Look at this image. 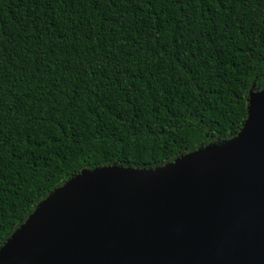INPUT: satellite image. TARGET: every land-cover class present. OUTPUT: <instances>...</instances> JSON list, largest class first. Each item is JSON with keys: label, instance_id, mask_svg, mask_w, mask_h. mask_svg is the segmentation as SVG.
<instances>
[{"label": "trees", "instance_id": "1", "mask_svg": "<svg viewBox=\"0 0 264 264\" xmlns=\"http://www.w3.org/2000/svg\"><path fill=\"white\" fill-rule=\"evenodd\" d=\"M254 85L264 0H0V246L83 169L224 145Z\"/></svg>", "mask_w": 264, "mask_h": 264}, {"label": "water", "instance_id": "2", "mask_svg": "<svg viewBox=\"0 0 264 264\" xmlns=\"http://www.w3.org/2000/svg\"><path fill=\"white\" fill-rule=\"evenodd\" d=\"M241 130L165 165L83 169L0 246V264H264V88Z\"/></svg>", "mask_w": 264, "mask_h": 264}, {"label": "rangeland", "instance_id": "3", "mask_svg": "<svg viewBox=\"0 0 264 264\" xmlns=\"http://www.w3.org/2000/svg\"><path fill=\"white\" fill-rule=\"evenodd\" d=\"M19 227H20V225H18V226L16 227V229L19 228ZM16 229H14V230H16ZM10 237H11V235H10Z\"/></svg>", "mask_w": 264, "mask_h": 264}]
</instances>
